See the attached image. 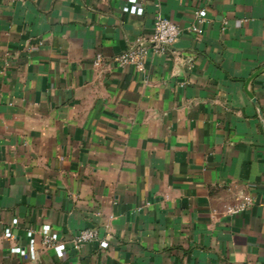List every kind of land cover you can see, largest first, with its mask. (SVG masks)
Listing matches in <instances>:
<instances>
[{"label": "crops", "instance_id": "crops-1", "mask_svg": "<svg viewBox=\"0 0 264 264\" xmlns=\"http://www.w3.org/2000/svg\"><path fill=\"white\" fill-rule=\"evenodd\" d=\"M0 264H264V0H0Z\"/></svg>", "mask_w": 264, "mask_h": 264}, {"label": "built area", "instance_id": "built-area-1", "mask_svg": "<svg viewBox=\"0 0 264 264\" xmlns=\"http://www.w3.org/2000/svg\"><path fill=\"white\" fill-rule=\"evenodd\" d=\"M133 8L135 6H132ZM206 12L200 9L195 12L194 22L191 24V29L194 32L202 33V24L205 22ZM180 33L178 25L171 19L157 16L153 22V28L149 36L139 35L135 42L129 46L123 53L116 57V61L123 64L133 65L135 68L141 70L144 60L149 53L162 54L165 53L176 41ZM101 59V55L96 56V62ZM252 204V199L249 196H244L243 199L233 205L226 206L228 214H237L244 211ZM5 237L12 238L13 234L10 229L4 233ZM70 243L73 249L81 250L88 242L97 241L99 247L104 249L108 246V240L101 237L98 230L95 228H83L72 235ZM41 244L44 248H54L59 255L66 254V242L59 240L53 235L44 234L42 236Z\"/></svg>", "mask_w": 264, "mask_h": 264}]
</instances>
